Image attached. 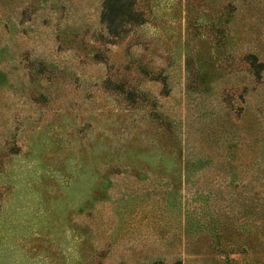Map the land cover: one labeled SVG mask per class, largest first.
<instances>
[{
    "label": "rangeland",
    "instance_id": "374dc122",
    "mask_svg": "<svg viewBox=\"0 0 264 264\" xmlns=\"http://www.w3.org/2000/svg\"><path fill=\"white\" fill-rule=\"evenodd\" d=\"M0 0V264H264V0Z\"/></svg>",
    "mask_w": 264,
    "mask_h": 264
},
{
    "label": "trees",
    "instance_id": "16d2710c",
    "mask_svg": "<svg viewBox=\"0 0 264 264\" xmlns=\"http://www.w3.org/2000/svg\"><path fill=\"white\" fill-rule=\"evenodd\" d=\"M133 0H129L131 5ZM125 2L121 0H103L101 18L105 19L109 25L114 23V18L124 9Z\"/></svg>",
    "mask_w": 264,
    "mask_h": 264
}]
</instances>
